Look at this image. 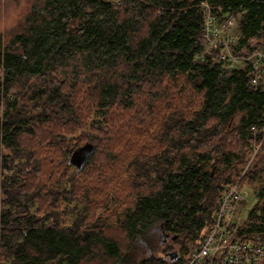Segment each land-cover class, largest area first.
Wrapping results in <instances>:
<instances>
[{
    "label": "trees",
    "instance_id": "16d2710c",
    "mask_svg": "<svg viewBox=\"0 0 264 264\" xmlns=\"http://www.w3.org/2000/svg\"><path fill=\"white\" fill-rule=\"evenodd\" d=\"M204 1L264 51V0H0V264H185L241 174L264 246V78Z\"/></svg>",
    "mask_w": 264,
    "mask_h": 264
},
{
    "label": "built area",
    "instance_id": "2783aa9c",
    "mask_svg": "<svg viewBox=\"0 0 264 264\" xmlns=\"http://www.w3.org/2000/svg\"><path fill=\"white\" fill-rule=\"evenodd\" d=\"M202 7L206 12V46L198 57L212 55L224 69L250 61L252 82L256 84L264 78V51L253 47L256 39L249 37L239 42L237 20L233 13L218 21L210 15L208 3L202 2ZM240 177L235 182L226 184L222 190L214 224L202 241L191 244V253L185 264H264V246L233 239V226L246 214L241 203L250 195V185L240 183Z\"/></svg>",
    "mask_w": 264,
    "mask_h": 264
},
{
    "label": "rangeland",
    "instance_id": "374dc122",
    "mask_svg": "<svg viewBox=\"0 0 264 264\" xmlns=\"http://www.w3.org/2000/svg\"><path fill=\"white\" fill-rule=\"evenodd\" d=\"M85 152H86L85 149H83V150L80 151L79 155H77V156L75 157L76 162H79V160H80L81 157L85 154ZM247 186H248V185H247ZM253 188H254V186H248V192H249V194H250L251 192H253V191H252ZM148 233L151 234L152 236H155V235H159L160 237L162 236V231L160 230L159 226H154L153 228H151V229L149 230Z\"/></svg>",
    "mask_w": 264,
    "mask_h": 264
},
{
    "label": "water",
    "instance_id": "95a60500",
    "mask_svg": "<svg viewBox=\"0 0 264 264\" xmlns=\"http://www.w3.org/2000/svg\"><path fill=\"white\" fill-rule=\"evenodd\" d=\"M77 155H78L77 151H73L72 157H75ZM71 161H72V163H75V164L78 163V167H81V161L76 162V160L75 159L73 160L72 158H71ZM212 174H213V170L211 171L210 176H212Z\"/></svg>",
    "mask_w": 264,
    "mask_h": 264
},
{
    "label": "bare ground",
    "instance_id": "6f19581e",
    "mask_svg": "<svg viewBox=\"0 0 264 264\" xmlns=\"http://www.w3.org/2000/svg\"><path fill=\"white\" fill-rule=\"evenodd\" d=\"M210 9V8H209ZM205 56V55H204ZM242 205V204H241Z\"/></svg>",
    "mask_w": 264,
    "mask_h": 264
},
{
    "label": "flooded vegetation",
    "instance_id": "af4514ba",
    "mask_svg": "<svg viewBox=\"0 0 264 264\" xmlns=\"http://www.w3.org/2000/svg\"><path fill=\"white\" fill-rule=\"evenodd\" d=\"M76 157V156H75Z\"/></svg>",
    "mask_w": 264,
    "mask_h": 264
}]
</instances>
